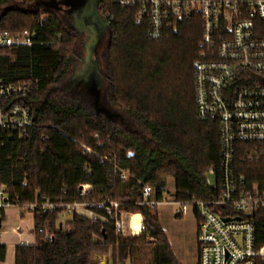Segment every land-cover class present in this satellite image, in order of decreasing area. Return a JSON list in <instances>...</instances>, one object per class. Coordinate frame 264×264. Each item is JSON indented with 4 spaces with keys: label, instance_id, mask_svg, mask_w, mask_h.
I'll return each instance as SVG.
<instances>
[{
    "label": "trees",
    "instance_id": "1",
    "mask_svg": "<svg viewBox=\"0 0 264 264\" xmlns=\"http://www.w3.org/2000/svg\"><path fill=\"white\" fill-rule=\"evenodd\" d=\"M38 1L0 0V27L35 35L32 45L0 47V83L29 88L2 106L25 104L32 111L24 132L9 137L0 130V185L7 184L10 199L22 204L37 198L79 202L88 204L95 216L75 212L58 229L62 208L36 215V243L17 247L16 264H92L95 253L108 254L111 248L114 264H121L138 246L150 244L153 264H183L161 225L158 208L140 202L144 186H157L163 174L173 175L178 202L218 196L207 188L204 174L219 166V126L200 120L196 108L193 65L202 38L200 18L183 20L176 31L152 41L148 21H137V8L112 1L99 8L110 33L107 104L123 116L125 127L97 116L88 98L55 89L71 74L78 44L55 11L30 7ZM116 166L130 171L127 181L120 179ZM84 184L92 188L81 194ZM156 197L164 199L159 187ZM108 200L120 202L122 211L141 214L143 232L129 237L119 232L99 205ZM48 229L55 237L45 242ZM5 257L6 248L0 246V260Z\"/></svg>",
    "mask_w": 264,
    "mask_h": 264
},
{
    "label": "built area",
    "instance_id": "2",
    "mask_svg": "<svg viewBox=\"0 0 264 264\" xmlns=\"http://www.w3.org/2000/svg\"><path fill=\"white\" fill-rule=\"evenodd\" d=\"M108 1L122 8H137V21H148V38L152 41L176 31L183 20L200 18L202 38L193 65L196 108L200 120L219 126V166L204 174L207 188L218 196L168 202L195 208L198 264H264V0H99V8ZM33 43L35 35L30 30L11 32L0 27V47ZM28 89L27 85L0 83V130L9 137L24 132L31 124L32 111L25 104L4 109L3 102L26 94ZM80 145L92 152L84 143ZM116 171L123 182L128 180V169L116 166ZM7 188V184L0 185L1 219L3 211L11 206L35 216L62 208L59 229L75 212L88 207L79 202L58 204L47 198L22 204L17 198L10 199ZM91 188L90 184L82 185L81 194ZM166 202L156 197L153 184L144 186L141 204L158 208ZM99 205L107 209L119 232L135 234L132 216L120 210V202L108 200ZM54 237L48 229L45 242ZM105 256L109 260V255Z\"/></svg>",
    "mask_w": 264,
    "mask_h": 264
},
{
    "label": "flooded vegetation",
    "instance_id": "3",
    "mask_svg": "<svg viewBox=\"0 0 264 264\" xmlns=\"http://www.w3.org/2000/svg\"><path fill=\"white\" fill-rule=\"evenodd\" d=\"M43 7L55 11L63 22L78 35V57L67 80L56 89L67 93L79 94L88 98L97 116L105 115L102 106H107V91L109 80L106 75V50L110 33L99 10V5L93 13L85 0H43ZM94 22H93V21ZM94 23V24H93ZM105 50V51H104ZM94 81V86L101 90L99 102L94 92L88 89V83Z\"/></svg>",
    "mask_w": 264,
    "mask_h": 264
},
{
    "label": "rangeland",
    "instance_id": "4",
    "mask_svg": "<svg viewBox=\"0 0 264 264\" xmlns=\"http://www.w3.org/2000/svg\"><path fill=\"white\" fill-rule=\"evenodd\" d=\"M72 31L76 36L77 44H78L79 41L78 35L75 32V30ZM104 49L106 50V47ZM11 58L14 60V56H12ZM2 79L3 78L0 76V80ZM99 117H105V115L99 114ZM110 120L127 127L125 121L123 123L119 119H110ZM212 183L216 185V180L214 177H212ZM158 187L163 192L164 200L167 201L166 203H163L158 207L160 222L162 223L161 225L167 235V238L172 246V249L176 257L183 264H197L198 218L194 206L190 204L179 205L168 202L170 200H175L176 189H175V180L173 175L170 174L161 175L159 184L155 186L156 194ZM82 209L83 210L80 211L86 210L85 208ZM87 216H92L89 209H87ZM125 235L128 237L135 236L134 234L130 233V231ZM147 237H149V231L147 233ZM148 239H150V237ZM152 245L153 244H150L149 246L142 245L143 247L138 246L135 249L134 254L132 255L133 264H151V263L153 264L154 246ZM97 254H103V253H97ZM106 255H109L108 258L109 261H111L114 255V249L112 251L110 250V252Z\"/></svg>",
    "mask_w": 264,
    "mask_h": 264
},
{
    "label": "crops",
    "instance_id": "5",
    "mask_svg": "<svg viewBox=\"0 0 264 264\" xmlns=\"http://www.w3.org/2000/svg\"><path fill=\"white\" fill-rule=\"evenodd\" d=\"M94 217L95 213L90 211ZM81 214L87 215V209L81 211ZM138 214V213H137ZM133 218L135 214H130ZM141 217V226L143 232V223ZM132 222V219H131ZM162 224V223H161ZM1 243L0 246L6 248V257L4 260H0V264H16V249L21 245H33L36 243L35 235V215L20 210L16 207H8L3 211L2 214V225H1ZM135 233V232H134ZM140 235V234H134ZM149 246V245H144ZM154 246V245H152ZM143 247V246H140ZM113 249L111 248V251ZM108 264H114V255L111 261L108 260ZM121 264H133V257H129L124 263ZM198 264V258H197Z\"/></svg>",
    "mask_w": 264,
    "mask_h": 264
},
{
    "label": "water",
    "instance_id": "6",
    "mask_svg": "<svg viewBox=\"0 0 264 264\" xmlns=\"http://www.w3.org/2000/svg\"><path fill=\"white\" fill-rule=\"evenodd\" d=\"M85 1L89 4L90 12L93 13L99 4V0H85ZM50 2H53V0H50ZM42 4H43V0H39L30 7L37 8L39 6H42ZM104 26H106L105 23ZM94 85H95L94 81H90L88 83V89L90 92H94V94L96 95V103H97V99L99 102V96L101 95V90L99 87ZM102 110L105 112L107 116L110 117V119H119L124 123L123 116L119 112L114 111L111 107L109 106L107 107L103 105ZM226 220H228V218H226ZM1 225H2V219L0 218V227ZM93 264H108L107 257L104 254H96L93 258Z\"/></svg>",
    "mask_w": 264,
    "mask_h": 264
},
{
    "label": "bare ground",
    "instance_id": "7",
    "mask_svg": "<svg viewBox=\"0 0 264 264\" xmlns=\"http://www.w3.org/2000/svg\"><path fill=\"white\" fill-rule=\"evenodd\" d=\"M131 228L134 230L136 234L142 233V226H141V217L139 214H135L132 218Z\"/></svg>",
    "mask_w": 264,
    "mask_h": 264
}]
</instances>
